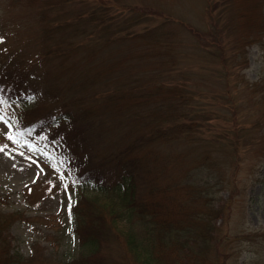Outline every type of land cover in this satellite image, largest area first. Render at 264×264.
Listing matches in <instances>:
<instances>
[{
  "label": "rangeland",
  "instance_id": "obj_1",
  "mask_svg": "<svg viewBox=\"0 0 264 264\" xmlns=\"http://www.w3.org/2000/svg\"><path fill=\"white\" fill-rule=\"evenodd\" d=\"M123 1L155 9L141 26L152 28L170 22L168 25L178 32L170 42L171 51L150 57L153 63L141 58L135 64L139 84L148 80L145 65L156 62L158 72L175 84L199 85L192 87L190 95L203 118L209 119L202 122L206 133L199 131L204 139L170 142L156 137L152 146L164 155L175 153L169 165L182 168L183 174L197 158L207 155L208 163L221 176L211 207L214 211L197 206L198 211L215 214L217 256L211 263L208 260L209 264H264V124L258 120L264 113V54L251 39L241 47V63L233 59L235 25L241 19L236 17L238 7L250 6L254 0ZM36 13L15 0H0V214L13 215L7 229L10 252L26 258L34 255L31 264H71L88 254L81 241L91 236L100 247L83 258L85 264L131 263L113 233L104 228L102 239L96 228L100 225L91 222L95 203L102 199L86 184L89 178L98 179L96 164L110 151L121 152L126 146L128 126L121 123L127 120V101L118 98L109 103L100 82L94 98L102 108L107 107L110 119L86 115L84 103L95 104L90 93L101 79L97 76L103 63L95 61L97 67L91 70L68 51L61 52L68 54L61 57L64 63L49 60L41 47L40 29L44 25L40 27ZM244 16L247 22L254 13ZM73 40L65 38L62 43L59 39L51 57L57 56L58 47L65 48L64 44ZM75 48L82 53L81 59L85 48H77L76 42ZM67 66H73L77 74H86L85 79H78L86 82L85 96L76 88L69 96L63 94L55 100L51 80ZM107 70L101 74H115L116 83L128 81L126 74ZM177 71L187 73L191 81L188 77L178 81ZM193 106L198 112V106ZM147 170L138 184L143 194L148 193L152 180H162L152 167ZM169 177L166 180L171 189L174 178ZM80 202L83 211L78 212Z\"/></svg>",
  "mask_w": 264,
  "mask_h": 264
},
{
  "label": "trees",
  "instance_id": "obj_2",
  "mask_svg": "<svg viewBox=\"0 0 264 264\" xmlns=\"http://www.w3.org/2000/svg\"><path fill=\"white\" fill-rule=\"evenodd\" d=\"M15 1L24 7L27 6V9L33 8L34 12L37 10L40 27L44 25L40 29V40L43 39L41 47L49 60L64 63L61 57H67L68 54L63 53L68 51L76 55V60L84 67L91 70L97 67L95 61L103 63L97 76L101 79L92 86L90 93V98L96 105H85L86 100V115L99 120L110 119L107 107L102 108L103 105L94 98V89L100 82L103 83L102 89H105V98L109 103L116 102L118 98L127 101V120L122 119L121 123L125 125L127 122L128 126L124 135L126 146L121 152L110 151L102 163L95 165L98 179L86 180L91 190L102 199H98L91 212V222L100 225L96 228L100 230L102 239L106 235L104 228L109 229L125 252L124 255L131 260V263L126 261L125 264H209L208 260L213 262V257L217 256L215 214H212L211 210L198 211L197 206L214 207L213 198L219 191L216 187L221 185V179H218L220 174L214 165L208 163L207 155L197 158L195 164L188 166L183 174L182 168L169 165V161L176 158L175 153L174 156L164 155L152 146V139L156 137L166 138L170 142L196 141L204 139L202 132L199 133L200 130L205 133L207 131L202 122L209 119L203 118L199 104L192 98L193 95H190L192 87L197 89L199 85L175 84L170 77L162 76L158 72L156 66L159 65H156V62L153 66L150 64L153 63L150 57L171 51L170 42L177 37L178 32L168 25L170 22L152 28L141 26L147 20L148 13L155 9L148 6L138 7L123 0ZM249 2L250 0H247L245 3ZM238 9L236 17L239 15L241 19L239 25L238 20L235 25V63H241L244 54L241 47L247 46L246 43L252 41L251 39L264 54V0H254L250 6L241 8L240 5ZM246 12L254 13V17H248L247 22L244 20ZM72 37V42L64 44L65 48L58 47L57 56L51 57L52 48L55 43L56 47L59 39L63 43L65 38ZM75 42L77 48L86 50L81 59L79 56L82 53H78ZM62 51L65 52L61 53ZM141 58L150 62V65H145L148 71L144 74L148 77L145 85L139 84L140 72L135 68ZM246 62L247 60L245 64ZM107 69L126 74L128 81L119 84L114 81L115 74H101L103 70L108 71ZM62 70L64 72L59 77L54 74L55 79L51 80L54 99H60L63 94L69 96L76 88L82 95L86 90V82L78 79H85L86 74H77L73 66ZM177 74L178 81L187 77L188 81H191L187 73L177 71ZM48 92L50 94L51 90ZM253 104L257 105L255 102ZM192 105L198 106V112ZM62 115L63 118L67 117L64 112ZM258 120L264 124V113ZM145 127L150 128L143 131ZM144 135L146 137L142 138ZM98 160L100 159L96 161ZM151 167L158 172L157 176L162 175V180H152L148 193L143 194L138 184L145 179L147 169ZM169 176L174 178L171 189L168 188L169 181L166 180ZM113 178L115 181H112ZM170 191H173L172 196ZM175 198L180 200L175 201ZM76 209L78 212L83 211L81 202ZM12 216L11 214L8 218L0 214V264H31L34 255L32 258H26L20 253L10 252L11 242L7 229L12 222ZM244 237L246 239V236ZM97 243L91 236L83 237L81 244L88 254L71 264H85L83 258L99 250ZM115 263L119 264L117 261Z\"/></svg>",
  "mask_w": 264,
  "mask_h": 264
}]
</instances>
